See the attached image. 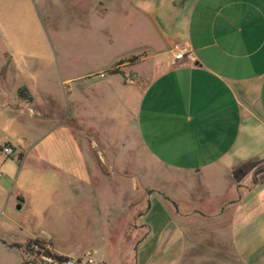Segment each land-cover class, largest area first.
Wrapping results in <instances>:
<instances>
[{
    "label": "crops",
    "instance_id": "0c3cea01",
    "mask_svg": "<svg viewBox=\"0 0 264 264\" xmlns=\"http://www.w3.org/2000/svg\"><path fill=\"white\" fill-rule=\"evenodd\" d=\"M163 6L152 14L159 29L153 37L160 43L156 56L161 58L151 72L136 69L149 56L144 51L146 56L137 63L120 65L122 78L105 75L91 80L81 93L70 90L68 112L59 110L53 99L54 103L37 101L20 83L6 82L2 87L0 144H12L16 156L0 161V226L8 228L9 237L1 241L23 254L22 264L34 256L12 244L35 238L57 254L95 259L91 246L86 251L65 247L48 220L62 195L60 187H67L73 207H86L90 226L120 221L129 212L122 226L135 239L133 245L128 243L126 264H186L196 252L201 255L195 259L212 258L217 252L236 256L242 264H264V0H179ZM98 8L108 12L104 3ZM177 46L189 50L178 64L173 63ZM132 55L118 58L106 69ZM128 72L139 74L138 84L125 83ZM86 78L71 76L66 81ZM22 88L31 100L20 95ZM118 106L133 108L130 129L148 155L174 171L200 176L203 194L195 197L193 189L180 190L173 205L167 193L151 190L142 215L139 201L133 204L132 198L120 206L109 205L105 214L97 190L101 180H136L138 194L136 159L125 175L124 159L97 149L102 142L91 132L99 128L87 119L106 116L105 110ZM72 112L78 122L82 116L76 128L68 122ZM111 129L118 127L104 131L111 136ZM41 179L50 183L49 203L39 224L30 225L23 220V211L35 206L32 196L38 199L35 191L42 188ZM155 204L164 213L157 225L146 219ZM148 234L161 255L145 261L138 258L137 249Z\"/></svg>",
    "mask_w": 264,
    "mask_h": 264
},
{
    "label": "rangeland",
    "instance_id": "374dc122",
    "mask_svg": "<svg viewBox=\"0 0 264 264\" xmlns=\"http://www.w3.org/2000/svg\"><path fill=\"white\" fill-rule=\"evenodd\" d=\"M173 1L179 2V0H0V96L4 95L2 87H6V82L20 83L30 90L37 101L39 98L40 100L45 98L49 103L56 101L59 110L68 112L67 93L70 90L74 89L76 93L85 91L84 88L91 80L105 78L99 76L100 72L116 80L122 78L121 72L110 76L114 73L106 69L118 58L147 51L149 56L140 62L136 69L142 73L151 72L152 64L161 58L156 56L160 43L153 37L159 29L153 21L152 14L159 5L171 7ZM100 3H104L108 9L106 14L99 11ZM168 32L169 29L166 28L165 33ZM127 74L124 81L129 84L126 80ZM86 75L87 80L80 79L74 83L66 81L71 76ZM139 81L138 74L135 84ZM52 99L55 101L52 102ZM109 107L111 106H107ZM104 113L106 116L96 115L94 118H87L99 128L98 131L93 128L94 131L91 132L96 140L102 142L97 149L106 156L116 153L119 160L124 159L122 169L125 175H129L132 170V160L136 159L139 167L138 194L134 190L136 180L125 178L101 180L97 190L100 191V208H106L105 214L109 211V205L120 206L125 199L131 198L133 204L135 200L139 201V213L143 212L146 208L145 196L147 197V192L151 190L167 193L172 197V203L176 197L178 198L180 190L185 192L189 188L193 189L192 191H196L195 197L204 193V187L200 185L203 181L200 176L174 171L148 155L130 129V120L134 117L133 108L118 106L107 109ZM75 118L76 115L72 112L68 122L76 128L78 124L81 125L79 122L82 116L79 122ZM114 125L118 129L117 131L111 129L110 136L104 129ZM115 169L119 171L118 166ZM49 184L46 185L44 179L39 181L42 188L35 191L39 197L36 199L32 196L31 201V205L34 202L35 206L23 211L25 223L38 225L44 218V210L49 203L46 195ZM59 189L62 195L57 197L54 203L56 209L50 211L52 216L48 220L52 221V227L59 232L62 244L68 249L80 251L93 247L96 250L94 257L98 264H126L125 253L130 254L128 243L133 245L131 242L135 239V235L126 233L125 227L122 226L124 219H128L129 212L120 221L116 219L109 221L111 224L107 223L106 226L103 223H100V226H90L86 218V207L82 208L77 204H75L77 207H73L74 203L68 199L67 187ZM1 198L0 196V202ZM93 210L92 208V213ZM103 212L104 210L101 211ZM132 212H136L134 208ZM163 217V209L155 204L146 219L157 225L159 221H163ZM115 229L118 231L115 232ZM7 230L8 228L0 226V264H22L23 254L17 249H10L1 241V238L9 239ZM139 230L140 236H143L145 230L142 227ZM146 238L137 249L138 258H144L145 261L149 257L152 259L161 255L153 237L150 238L148 234ZM196 254L201 255L198 252L191 253L190 258H186V264H242L232 255L228 258L213 252L212 258L195 259ZM31 260H27L26 263L34 264ZM39 262L41 264L40 260Z\"/></svg>",
    "mask_w": 264,
    "mask_h": 264
},
{
    "label": "built area",
    "instance_id": "2783aa9c",
    "mask_svg": "<svg viewBox=\"0 0 264 264\" xmlns=\"http://www.w3.org/2000/svg\"><path fill=\"white\" fill-rule=\"evenodd\" d=\"M188 54L189 50L185 46H177L173 63H180ZM105 75L106 73L104 72L99 73L100 77H104ZM126 80L129 84H135V82L138 80V74L128 73ZM14 156H16V148L12 144H0V161L12 158ZM34 248L36 250L39 249L38 245H35ZM40 261L41 264H98V262L90 255H85L84 257L66 256V258L60 260L51 255H40Z\"/></svg>",
    "mask_w": 264,
    "mask_h": 264
},
{
    "label": "trees",
    "instance_id": "16d2710c",
    "mask_svg": "<svg viewBox=\"0 0 264 264\" xmlns=\"http://www.w3.org/2000/svg\"><path fill=\"white\" fill-rule=\"evenodd\" d=\"M144 56H146L145 52L140 53V54H135V55H132V56H129V57H126V58H122V59L118 60L115 63V66H113L110 69V72H112V73H120V72H122L121 69L119 68L120 65L125 64V63L135 64L138 61H140ZM19 93H20V95L22 97H26L29 100L32 99V97L30 96V94H29V92H28V90L26 88L20 89ZM164 197L167 200L170 199L165 194H164ZM142 214H143V212L140 213V215H142ZM12 245L16 246L18 248H22L28 254H33L34 258L31 260V262L34 263V264H40V262H39L40 255H44V256L45 255L46 256L51 255V256H54L55 258L59 259V260L63 259V258H66V256H64V255H60V254H57V253L53 252L51 249H49V247H46L44 245V242L42 240H40L38 238L30 239L25 244L15 243V244H12ZM35 245H38V247H39L38 250H36L34 248Z\"/></svg>",
    "mask_w": 264,
    "mask_h": 264
}]
</instances>
